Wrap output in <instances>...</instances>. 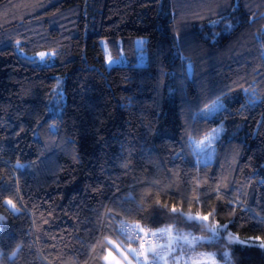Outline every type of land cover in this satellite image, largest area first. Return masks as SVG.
Wrapping results in <instances>:
<instances>
[{
  "label": "trees",
  "instance_id": "obj_1",
  "mask_svg": "<svg viewBox=\"0 0 264 264\" xmlns=\"http://www.w3.org/2000/svg\"><path fill=\"white\" fill-rule=\"evenodd\" d=\"M0 217V264H106L122 222L264 264V0H0Z\"/></svg>",
  "mask_w": 264,
  "mask_h": 264
},
{
  "label": "rangeland",
  "instance_id": "obj_2",
  "mask_svg": "<svg viewBox=\"0 0 264 264\" xmlns=\"http://www.w3.org/2000/svg\"><path fill=\"white\" fill-rule=\"evenodd\" d=\"M102 46L104 47L105 54H106V62L109 67L113 65L118 64H127L130 63L131 59L126 54L125 49L123 47V44L121 41H119L118 46L119 48H116L117 52H120V54H117V56H113V50L112 48L107 44V42L104 40L102 41ZM137 46L140 48H143L144 42L143 39H138ZM45 53L46 57L43 61L40 59V54ZM38 55L34 56V58L37 59V62L41 63H48L51 64L53 62L54 54L52 52H41ZM109 59L111 60V63H109ZM135 61L138 65H146L147 64V55L144 51H141L137 54H135ZM63 78L59 79V83ZM216 102L214 105L209 107L205 112V116H212L214 115L223 104V101H220L219 104ZM224 133L223 127H217L215 128L210 134H208L206 137L195 140L194 141V148L195 153L202 162H211L215 159V153L217 148V143L221 139L222 135ZM197 214L193 215V218ZM209 224L210 228H213V224L209 222H206ZM164 233L167 235V242L169 244V254L162 260L163 264H235L233 262V259L231 257V252L228 250L225 253L224 260H220L217 254L214 251H206L203 249H195V246L203 241H209L212 237H195L180 233L175 234L172 233L171 230H164ZM231 239L237 242L239 240V243H249L252 241H248L245 238H241L237 235H232ZM113 244H109L110 246L108 249H112L113 255L117 260L121 262V264H128V261H131V264H137L135 258L133 257L132 248L128 246L127 244H120L117 241L111 240ZM114 245L119 246V250L114 247ZM107 256V253H106ZM105 256V257H106ZM105 263L109 264L108 260L105 259Z\"/></svg>",
  "mask_w": 264,
  "mask_h": 264
},
{
  "label": "built area",
  "instance_id": "obj_3",
  "mask_svg": "<svg viewBox=\"0 0 264 264\" xmlns=\"http://www.w3.org/2000/svg\"><path fill=\"white\" fill-rule=\"evenodd\" d=\"M139 228H143L149 234L145 236L144 232L139 231ZM121 231L124 237L134 244V254L141 264H156L169 254L167 235L161 229H154L150 226L142 227L132 222H122ZM151 233L156 234L152 235ZM141 240L143 247H141ZM145 256H147V260H145Z\"/></svg>",
  "mask_w": 264,
  "mask_h": 264
},
{
  "label": "snow or ice",
  "instance_id": "obj_4",
  "mask_svg": "<svg viewBox=\"0 0 264 264\" xmlns=\"http://www.w3.org/2000/svg\"><path fill=\"white\" fill-rule=\"evenodd\" d=\"M45 57H46L45 53L40 54L41 61H43L45 59ZM109 63H111L110 59H109ZM3 204L5 206H7L13 213H16L19 211V209L17 208V204L11 198H5L3 201ZM171 211L173 213H176L177 209H176L175 205H173ZM212 214H213L212 212H208L207 214L197 213V216L195 217V219L200 220V221L209 222ZM0 219H3V218L0 217ZM189 219H192V218L189 217ZM227 227H228L227 225L221 226L219 223H216L215 226L211 229V231L213 232V234L219 235V231L225 230V229H227ZM139 231L144 232L145 236H147L149 234L143 228H139ZM161 231H164V230L162 229ZM151 234L155 235L156 233H151ZM251 239L259 240L260 241L259 246L264 248V237H252ZM140 242H141V247H143V241L141 240ZM237 242H239V240H237ZM108 243L113 244V242L111 240H109ZM114 247H116L119 250V246L114 245ZM132 251H135V250L132 249ZM13 256H15V253H13ZM105 259L108 260L109 264H121V262L119 260H117L115 258V256L113 255L112 249L107 250V256L105 257ZM145 260H147V256H145ZM128 264H131V261H128Z\"/></svg>",
  "mask_w": 264,
  "mask_h": 264
}]
</instances>
